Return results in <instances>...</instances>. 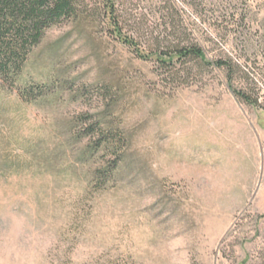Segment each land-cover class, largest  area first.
Returning a JSON list of instances; mask_svg holds the SVG:
<instances>
[{"label":"rangeland","instance_id":"374dc122","mask_svg":"<svg viewBox=\"0 0 264 264\" xmlns=\"http://www.w3.org/2000/svg\"><path fill=\"white\" fill-rule=\"evenodd\" d=\"M80 1L0 82V264H264V0H126L138 47ZM178 43L206 61L150 53ZM103 115L125 160L96 183L77 138Z\"/></svg>","mask_w":264,"mask_h":264},{"label":"trees","instance_id":"16d2710c","mask_svg":"<svg viewBox=\"0 0 264 264\" xmlns=\"http://www.w3.org/2000/svg\"><path fill=\"white\" fill-rule=\"evenodd\" d=\"M80 2V0H0V82L3 85H8L12 89L18 86L22 68L33 47L40 43L47 29L65 20L78 19L81 15ZM103 3L105 16L125 44L138 47V40L146 39L151 34L146 29L123 33L130 22L128 16L126 15L127 18L125 16L126 0H104ZM164 48L162 50L156 48L150 53L154 52L152 54H156L163 63H167L166 59H162L164 56L169 60L177 57L206 61L204 50L197 44L178 43ZM216 64L229 70L240 67L232 60L217 61ZM19 90L25 96L32 95L21 88ZM233 92L245 103L255 106L259 104V99L253 92L237 88H233ZM109 115L94 119L87 117L85 121L82 120L80 124L84 134L77 138L79 142L83 138H89L79 152V160L81 163H99L93 172L96 183L118 179L117 171L125 160L122 145L126 137L116 119ZM11 167L8 163L0 165V172Z\"/></svg>","mask_w":264,"mask_h":264}]
</instances>
